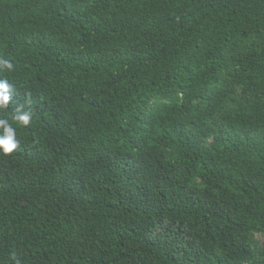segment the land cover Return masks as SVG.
Returning a JSON list of instances; mask_svg holds the SVG:
<instances>
[{
	"label": "trees",
	"instance_id": "obj_1",
	"mask_svg": "<svg viewBox=\"0 0 264 264\" xmlns=\"http://www.w3.org/2000/svg\"><path fill=\"white\" fill-rule=\"evenodd\" d=\"M0 83V264H264V0H0Z\"/></svg>",
	"mask_w": 264,
	"mask_h": 264
},
{
	"label": "clouds",
	"instance_id": "obj_2",
	"mask_svg": "<svg viewBox=\"0 0 264 264\" xmlns=\"http://www.w3.org/2000/svg\"><path fill=\"white\" fill-rule=\"evenodd\" d=\"M3 64L7 68L13 67V65L8 61H4ZM8 104V87L6 83H0V106L7 108ZM15 118L22 122L23 125L28 126L31 123L32 111L26 112L18 117L16 116ZM4 124L5 122L0 120V125ZM19 147L20 142L16 139V130L11 126V124H7L5 126V135L0 136V150H2L5 155H11L18 150Z\"/></svg>",
	"mask_w": 264,
	"mask_h": 264
}]
</instances>
